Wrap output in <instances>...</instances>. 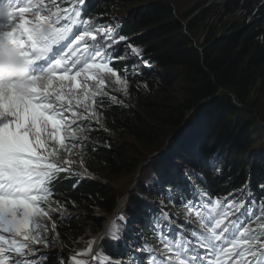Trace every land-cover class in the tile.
I'll return each mask as SVG.
<instances>
[{"label": "snow or ice", "instance_id": "obj_1", "mask_svg": "<svg viewBox=\"0 0 264 264\" xmlns=\"http://www.w3.org/2000/svg\"><path fill=\"white\" fill-rule=\"evenodd\" d=\"M85 4L0 0V264H48L50 254L36 246L48 247V233L56 230L52 213L67 210L53 199L55 183L61 173L84 178L73 171L71 157L86 147L92 123H100L98 98L122 103L106 90L109 80L127 94L129 77L141 75L138 64L131 71L116 65L142 59V49L112 24L92 19ZM213 169L223 175L215 163ZM167 199L181 211L149 210L154 242L144 234L125 239L113 221L109 237L123 240L128 256L117 264H264V197L249 184L214 198L190 181L186 190L169 189ZM92 243L72 264H88L77 257L91 254ZM58 259L64 264L66 258Z\"/></svg>", "mask_w": 264, "mask_h": 264}, {"label": "trees", "instance_id": "obj_2", "mask_svg": "<svg viewBox=\"0 0 264 264\" xmlns=\"http://www.w3.org/2000/svg\"><path fill=\"white\" fill-rule=\"evenodd\" d=\"M135 1L137 0H90L91 18L99 20L101 16L111 14L117 6ZM196 1L198 3L201 0ZM215 1L216 12L233 20L225 26L223 33L207 37L201 45L194 44L190 32L205 17V11L200 12L202 5L194 6L188 14L176 18L173 10L164 2L151 3L133 10L130 18L123 20L120 32L127 38H132L133 45L149 46L142 53L143 59L150 60L162 72L176 68L172 77L181 78L179 90L185 98L178 104L176 100L172 101L175 98L173 90L169 89L174 78L170 81L171 76H166V72H163L162 78V87L166 90L164 94L156 93L151 83L145 80L149 75L144 74L129 77L127 94L125 99L120 100L122 103L113 102L108 96L98 98L103 100L102 106L97 105V111L101 113L99 126L102 130L91 127L93 130L85 141L86 147L80 153L88 171L108 172L111 175L130 173L138 163L133 157L129 159L126 154L128 149L122 139L131 138L137 149L146 150L168 136L167 130L170 128L176 130L187 123V117L192 115L190 124L180 131L183 132L182 135L171 142L173 148L169 153H176L171 160L180 161L181 170L196 174L192 177L204 179L203 188L211 191L215 197L226 196L229 192L242 188L250 178L253 180V191L264 197L261 188L256 187L264 185V149L257 152L259 156L254 169L246 164L245 159L235 160L238 152L249 153L250 146L247 145H251L252 138L249 131L236 136L241 124L233 120V114L238 110L233 100L242 106L245 104V93L256 88H260L264 99V0ZM57 2L60 3V0ZM196 12L195 19L193 14ZM184 20H188L185 29L182 27ZM116 67L123 68L124 63H117ZM109 93L115 95L110 91ZM192 123L195 126L193 130L192 127L188 128ZM223 151L230 153V156L226 154L224 157ZM213 163L222 169V176L214 171ZM256 167H260L261 172H255ZM164 168L175 170L168 159H163L161 164H156L155 172L164 175ZM67 177L62 178L65 181L60 183V188H57L53 197L63 202L67 209L61 215L52 213L56 230L50 231L47 238L50 244L55 245L48 246L45 252L41 251L50 254L48 264H56L54 247L70 249V238L79 233L78 224L91 220L100 226L105 221L90 216V213L98 210L109 215L117 206V197L110 185ZM61 180H58V184ZM166 183L163 185L171 187ZM73 184L77 186L73 188ZM152 197L153 195L149 198ZM133 199L131 196L130 200ZM55 206L54 204L53 207ZM124 213L135 227L148 235L149 229L146 222H143L144 212L137 216V212L127 207ZM69 216L71 219L67 218ZM145 220L148 222L147 216ZM47 223L51 228L52 221ZM99 247L109 260L127 258L119 254L113 244L104 242Z\"/></svg>", "mask_w": 264, "mask_h": 264}, {"label": "rangeland", "instance_id": "obj_3", "mask_svg": "<svg viewBox=\"0 0 264 264\" xmlns=\"http://www.w3.org/2000/svg\"><path fill=\"white\" fill-rule=\"evenodd\" d=\"M164 2L169 6L171 10H173L174 16L176 18L185 16L188 14L190 10L194 9V6L202 5L200 12L205 11L204 19L198 21V25L193 31H191V35L193 37L194 44L197 45L203 44L204 40H206L209 36H217L223 33L224 28L227 24H229L233 19L229 16H221L220 12H216L215 0H201L197 3L196 0H137L132 4H121L117 6L111 14L103 15L99 18V22L104 25L112 24L113 27L120 32V27L122 26L123 20L130 18V13L133 10H137L139 8H144V6L151 4V3H161ZM197 13L193 14V17L197 18ZM115 21V23H112ZM188 20H184L182 22L183 29L187 28ZM132 38H128V42H133ZM142 49V53L149 48V46L143 45H135ZM148 47V48H147ZM123 51V44L121 45ZM145 61L147 62L145 64ZM128 65L129 71L132 69V65L138 64L141 70V75L148 74L149 76L145 78L146 82L151 83V87L153 90L158 93L159 95L164 94L166 90L162 87V78L164 76L163 72H166V76H171L170 81L174 80L173 85L170 87L169 90H173L172 94L175 99H172L174 102L175 100L178 102H182L185 98L184 94L179 90V86L182 85V80L180 77H172L173 71L176 68H169L166 71L162 72V69L156 67L153 63L150 62L148 59H139L133 58V60L125 62ZM144 87H141V89ZM120 85L114 82V78H111L108 82L107 91L114 93L117 97V101L125 99L126 94L123 91H119ZM244 92V91H243ZM246 96V97H245ZM244 103L242 106H239L235 100H233L234 105L238 108L233 114L235 117L233 120L240 125V128L235 133L236 136H242L244 131H249L252 141L247 145L250 146L249 153L238 152L235 155V160L245 159L244 161L246 164L251 168L254 169V165L256 164L257 157L261 149H264V99L260 93V88L253 89V91L247 92L244 95ZM192 115L188 116L187 124H190ZM186 124V126H187ZM192 123L188 128L192 127V130L195 129ZM182 128L178 130L170 128L167 130L168 136H165L161 141L157 142L150 148L146 150L137 149L135 146L133 139L125 137L122 139L123 144H125V148L128 149L127 156L130 158H134V161L138 163L136 169L132 170L130 173H120L111 175L108 172L103 173H92L88 171L83 164V160L81 157V150L80 149H73V155L71 159L75 161L71 165L74 172H81L84 173V178L81 177H73L74 179H88L91 181H97L100 183H105L110 185L117 197V206L112 214L105 215L98 210H94L93 213H90V216L95 218L104 219L105 221L102 222L100 226H97L91 220L83 221L78 224L77 229L79 233L72 236L71 245L69 250H62L60 247H54V252L57 255L56 264H60L58 257L63 255L66 259L64 260V264H72L70 258L72 256H76L77 253L82 252L83 250L87 249L89 241H94L92 243V253L87 256H78V259H83L88 262V264H97V260H93V256L98 258L99 264H104L106 260H109L107 257L104 256L103 250L99 247L101 243H108L116 245V242L109 237V228L112 225L113 221L116 222L117 225L122 227L123 233L125 231H131L132 233H136L139 235V230L131 223L129 217L124 213V210L129 207L132 211L137 213L145 210H149L152 208V204H157V201H149L147 197L151 195H155L156 198H159L160 189H165L166 187H162L165 183L164 181L168 180L172 183L174 181L171 180V177L166 179L164 175H166V169L164 168V175L162 173L157 174L155 172V166L157 163H162L163 159H168L170 164L174 165L178 174L182 178V181L185 183H189V177L185 174H182L179 167V162H174L173 157L176 153L170 155L169 152H172L173 144L171 142L178 140L179 135L181 136L183 132H180L186 128ZM91 127H97L99 130H102L99 125L92 123ZM197 127V126H196ZM187 135L190 136L189 133ZM202 136H204L202 134ZM201 141V140H199ZM234 146V145H233ZM246 147V148H247ZM235 151V148H233ZM233 151V153H234ZM230 153L227 151H223V156L225 157ZM195 156L198 158V154L195 153ZM232 156V154H231ZM136 163V164H137ZM174 163V164H173ZM162 167V166H161ZM255 172H261L260 167L255 168ZM86 170V171H85ZM101 174V175H99ZM69 176L68 173H61L60 178ZM131 196L134 197L133 200H130ZM160 201V199H159ZM145 202V203H144ZM144 203V204H140ZM167 206V204L165 205ZM56 214L61 215L60 212H56ZM123 216L124 221H126L127 227L123 228L124 221H121L119 217ZM123 242V240L121 241ZM68 243V242H67ZM55 244H50L48 242V246H54ZM42 252L46 251V248L41 247L38 245ZM116 247V246H115ZM52 249V248H51ZM127 261V260H124ZM111 264H117L112 263Z\"/></svg>", "mask_w": 264, "mask_h": 264}, {"label": "water", "instance_id": "obj_4", "mask_svg": "<svg viewBox=\"0 0 264 264\" xmlns=\"http://www.w3.org/2000/svg\"><path fill=\"white\" fill-rule=\"evenodd\" d=\"M187 123H183L179 128H177V132H179V130H181L182 128H184L186 126Z\"/></svg>", "mask_w": 264, "mask_h": 264}, {"label": "bare ground", "instance_id": "obj_5", "mask_svg": "<svg viewBox=\"0 0 264 264\" xmlns=\"http://www.w3.org/2000/svg\"><path fill=\"white\" fill-rule=\"evenodd\" d=\"M170 172H172V173L175 172L176 173V169L175 170H170ZM138 238H139V236H138Z\"/></svg>", "mask_w": 264, "mask_h": 264}]
</instances>
